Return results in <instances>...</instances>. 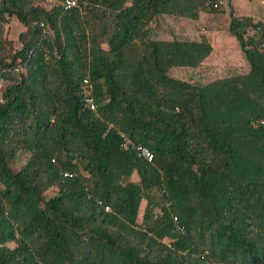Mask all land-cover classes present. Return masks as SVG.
I'll return each instance as SVG.
<instances>
[{
	"label": "trees",
	"instance_id": "trees-1",
	"mask_svg": "<svg viewBox=\"0 0 264 264\" xmlns=\"http://www.w3.org/2000/svg\"><path fill=\"white\" fill-rule=\"evenodd\" d=\"M79 1L0 0V264H264V22L228 0L249 71L199 85L207 37L152 27L196 2Z\"/></svg>",
	"mask_w": 264,
	"mask_h": 264
},
{
	"label": "rangeland",
	"instance_id": "rangeland-1",
	"mask_svg": "<svg viewBox=\"0 0 264 264\" xmlns=\"http://www.w3.org/2000/svg\"><path fill=\"white\" fill-rule=\"evenodd\" d=\"M193 1L198 4V8L194 10L198 13L197 19L192 18L196 14H192L187 18L166 17L160 23L154 22L152 27H156L158 36L165 40H171L176 36L199 40L201 37L206 36L214 47V53L202 67L198 69H173L170 76L188 83L205 85L216 79L247 73L249 67L244 55L237 40L228 31L230 23L228 0ZM229 1L236 5L237 10H235V13L237 16H250L256 21L264 22V0ZM216 2L220 5L219 9L212 7ZM201 3L203 4L200 5ZM6 30L10 41L13 40L16 47H20L18 38L25 30L22 24L17 19H13ZM17 160L14 164L16 171L20 170L25 164V155ZM133 179L137 180L136 177ZM52 195L54 196L53 190L49 193V196ZM145 206L146 202L142 207L140 221H142ZM14 246V244H11V247Z\"/></svg>",
	"mask_w": 264,
	"mask_h": 264
},
{
	"label": "built area",
	"instance_id": "built-area-1",
	"mask_svg": "<svg viewBox=\"0 0 264 264\" xmlns=\"http://www.w3.org/2000/svg\"><path fill=\"white\" fill-rule=\"evenodd\" d=\"M39 4L45 6V7H53L56 5H61L64 9L66 10H71L74 8H77L80 6V1L79 0H36ZM87 85L89 84V81L86 80L85 82ZM8 86V83L5 81V79L3 78V73L2 70L0 68V102H3V93L6 89V87ZM87 103L89 104L91 110H95L96 109V105L94 103V101L92 99H87ZM264 123V122H262ZM121 137L123 139V147L124 148H130L133 149L137 152L138 156L142 159H145L149 162L153 161L154 156L151 153V151L141 145H135L133 144L126 136L125 134H121ZM107 211H110V208L107 207L106 208ZM174 223L176 226V230H178L179 232H184V227L181 226V224H179V220L177 217L174 218Z\"/></svg>",
	"mask_w": 264,
	"mask_h": 264
},
{
	"label": "crops",
	"instance_id": "crops-1",
	"mask_svg": "<svg viewBox=\"0 0 264 264\" xmlns=\"http://www.w3.org/2000/svg\"><path fill=\"white\" fill-rule=\"evenodd\" d=\"M233 7H234L235 10H237L236 5H234V3H233ZM238 11H239V10H238Z\"/></svg>",
	"mask_w": 264,
	"mask_h": 264
}]
</instances>
